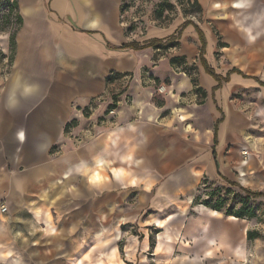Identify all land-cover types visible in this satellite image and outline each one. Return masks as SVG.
<instances>
[{"label":"rangeland","instance_id":"rangeland-1","mask_svg":"<svg viewBox=\"0 0 264 264\" xmlns=\"http://www.w3.org/2000/svg\"><path fill=\"white\" fill-rule=\"evenodd\" d=\"M9 8L11 1L0 2V26L8 35L18 27L16 12ZM209 8L207 16L205 6L200 12L186 0H123L122 20L131 37L141 36L154 25H180L185 20L207 33L209 28L215 46L212 56L206 50L205 55L213 70L225 74L238 69L246 77H257L264 83V22L249 25V37L238 26L235 15L221 16V7ZM174 52V48L159 49L155 59ZM10 56L0 54V98L12 68ZM176 66L199 85L195 64L186 65L180 60ZM131 80L128 75L107 76L101 92L88 99L90 113L80 111L79 123L67 127L62 142L50 149L52 163L53 157L65 151L95 147L101 152L105 144L111 145L110 138H115V145L106 149L115 158L109 153L105 162L110 167L131 169L126 166L130 161L120 157L134 156L136 132L119 130L122 123L116 119L120 109L132 105L125 97ZM231 83L223 84L227 92L220 104L226 131L219 152L220 176L200 175L192 188L179 187L172 194L174 205L163 213L150 203L165 188L162 183L167 176L153 177L155 186L151 188L150 177L145 175L138 176L137 187L129 188L128 179L117 182L108 171L109 180L98 184L90 183L86 171L69 184L56 183L51 175L25 179L22 186L26 190L19 189L3 201L7 211L0 217L12 210L8 228L16 237V257L0 253V264H264V197L247 194H264V86L241 76ZM196 91L197 104H203L204 95L200 89ZM74 105L71 101L75 111ZM141 146L144 154L148 145ZM145 161L140 157L138 162L143 171L148 166ZM243 161L248 164L242 165ZM242 171L244 176L240 175ZM187 177L177 175L176 180ZM215 206L220 211H215ZM239 209L254 215L234 218ZM153 219H166L163 225H157L166 226L167 231L150 224ZM161 232L164 241L157 248L156 236ZM214 232H221L216 241L212 238Z\"/></svg>","mask_w":264,"mask_h":264},{"label":"crops","instance_id":"crops-1","mask_svg":"<svg viewBox=\"0 0 264 264\" xmlns=\"http://www.w3.org/2000/svg\"><path fill=\"white\" fill-rule=\"evenodd\" d=\"M5 1H11V5L16 1L13 12L21 22L14 31L13 48L10 35L0 30V54L6 57L10 54L12 63L0 98V205L5 204L3 201L8 196L25 189L23 181L34 176L51 175L54 182L69 184L86 171L90 183L98 184L92 182L93 176L99 174L102 177L99 183L106 182L108 171L117 182L124 183L128 179L129 188L138 186V176L150 177L148 188L155 186L153 177L167 176L162 183L165 188L157 192L150 203L163 213L174 205L171 204L172 194L176 189L192 188L200 175L214 178L220 173L219 152L226 133L220 104L224 101L226 87L238 76L253 80L257 77H246L238 69L227 70L225 74L213 70L205 55L206 50L212 56L215 46L208 35L209 28L207 33L199 27L205 40L203 59L216 75L222 79L228 77V82L218 83L206 73L199 59L201 42L192 25L182 30L173 55H158L155 59L159 49L134 51L120 47L133 41L142 45L153 39H166L182 23L154 25L141 36L131 37L126 34L122 20L123 0ZM197 1L201 10L205 6L207 16L210 6L221 7L218 15H235L238 26L243 27L247 36L250 35L249 25L264 22V0ZM171 58L177 62L182 60L186 65L195 64L199 85L180 72L177 64L170 65ZM109 75L132 78L125 91L132 105L120 109L116 117L122 123L119 130L136 132L134 156L120 157L130 161L126 166L131 169L128 172L123 166L110 167L105 162V155L112 154L106 149L115 145V138H110L111 145L105 144L101 152L95 147L65 151L53 157L52 163L50 149L62 142L66 126L74 127L79 123L80 111L90 113L88 99L101 92ZM158 87L163 90L158 92ZM198 89L204 95V103L199 105ZM71 101L75 103V111L70 106ZM142 143L148 145L144 154ZM112 156L115 158L114 154ZM140 157H144L148 165L145 171L139 168ZM235 163L237 166V160ZM247 164L242 162V165ZM177 175L188 177L179 181ZM240 175L245 174L242 171ZM93 207L92 202V210ZM9 216H13L12 210L9 215L0 217V253L12 254L10 256L15 258L13 240L16 237L8 228ZM166 219H153L150 224L167 231L166 226L157 225H163ZM163 233L156 236L157 248L164 241ZM220 234L214 232V241Z\"/></svg>","mask_w":264,"mask_h":264},{"label":"trees","instance_id":"trees-1","mask_svg":"<svg viewBox=\"0 0 264 264\" xmlns=\"http://www.w3.org/2000/svg\"><path fill=\"white\" fill-rule=\"evenodd\" d=\"M188 3L189 2H192L193 5H196L200 12H201V8H200V5L198 3L197 0H193V1H190V0H186ZM17 6V3L16 1H14L11 5V8H9L10 11H12V9L15 7L16 8ZM161 14H159L158 17H160ZM21 22L20 18L17 19V23L19 25V23ZM189 25H192L194 27V29L196 30V32L198 33V36H199V39H200V42H201V48H200V54H199V59H200V62L202 63L206 73H208L210 76H212L218 83H221V81H224V82H228V77H226L225 79H222L220 76L216 75L214 73V71L212 69H210L207 65H206V62L205 60L203 59V54H204V48H205V40H204V37H203V34L202 32L200 31L199 27L193 22V21H190V20H185L180 26L179 28H177V30L175 31V33L171 36H169L168 38L166 39H153V40H150V41H147L145 43H143L142 45L133 41V42H129V43H125L123 44L120 49H132L134 51H139V50H143V49H146V48H150V47H153L155 49H162V50H167V49H173V48H176L178 47V40L181 36V33H182V30L184 28H186L187 26ZM0 30H4L1 26H0ZM14 46V33L10 34V47L13 48ZM169 63L170 65H176L177 64V59H174V58H171L169 60ZM255 82L258 83L259 85L261 86H264V83L259 81L257 78H254ZM112 108V107H110ZM67 131V126L65 128V132ZM218 175L220 176V173L218 172ZM228 182V181H227ZM229 184L233 185V183L231 182H228ZM248 195H253L254 197H264V194L263 193H259V192H248L247 193ZM207 205V204H206ZM208 206V205H207ZM213 209L215 211H220V207L219 206H215L213 207ZM254 215V213L252 211H246V213H244L242 211V209H239L234 215V218H243V217H252ZM231 216V217H232Z\"/></svg>","mask_w":264,"mask_h":264},{"label":"built area","instance_id":"built-area-1","mask_svg":"<svg viewBox=\"0 0 264 264\" xmlns=\"http://www.w3.org/2000/svg\"><path fill=\"white\" fill-rule=\"evenodd\" d=\"M163 88H160L159 91H162ZM7 211V207L5 205H0V213H5Z\"/></svg>","mask_w":264,"mask_h":264},{"label":"snow or ice","instance_id":"snow-or-ice-1","mask_svg":"<svg viewBox=\"0 0 264 264\" xmlns=\"http://www.w3.org/2000/svg\"><path fill=\"white\" fill-rule=\"evenodd\" d=\"M94 176H95L96 182L99 183L101 181L102 177L99 174H96Z\"/></svg>","mask_w":264,"mask_h":264},{"label":"clouds","instance_id":"clouds-1","mask_svg":"<svg viewBox=\"0 0 264 264\" xmlns=\"http://www.w3.org/2000/svg\"><path fill=\"white\" fill-rule=\"evenodd\" d=\"M92 182H96V180H95V176H93V178H92Z\"/></svg>","mask_w":264,"mask_h":264}]
</instances>
